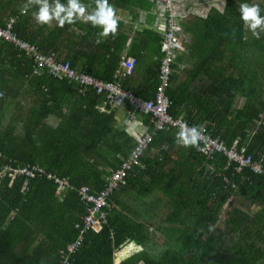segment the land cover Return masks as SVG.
<instances>
[{"label":"trees","instance_id":"16d2710c","mask_svg":"<svg viewBox=\"0 0 264 264\" xmlns=\"http://www.w3.org/2000/svg\"><path fill=\"white\" fill-rule=\"evenodd\" d=\"M16 24L18 21L14 23L18 31ZM7 57L15 60L20 69L3 71L1 66ZM33 64L32 57L0 38V170L7 164L43 167L47 173L66 177L73 188L57 195V184L41 173L10 176L7 171L0 177V264H62L64 251L77 239V224L85 214L78 188L83 184L96 192L104 188L112 171L137 142L126 130L116 127L112 111L89 107L90 102H101L102 96L95 89L79 92L77 83L55 77L47 69L37 74ZM242 81L239 75V84ZM215 89L213 85L208 91ZM242 91L239 88L238 92ZM70 94L82 97L84 105L64 113L63 105ZM249 105L244 113H251L257 129L248 142V152L258 160L256 149H264V118L257 121L264 104L255 101ZM175 107L173 101L170 112L179 117ZM57 112H61L59 116L69 128L47 122L48 116ZM225 116L228 117L224 110L195 114L189 111L185 120L220 134L228 145L238 137L239 145L245 144L250 133L231 129V121H226ZM169 131H158L151 146L158 135H168ZM147 152L143 158L145 168L132 170L119 189L131 182V175L138 174L139 179L150 175L151 180L141 179L138 184L162 192L159 197H163L157 201L162 213L156 218V228L165 231L163 248L156 253L145 249L118 264H264L263 175L247 167L237 172L234 164L225 169L227 157L218 152L212 160L214 170L207 171L206 184L199 187V199L181 190L177 184L180 176L174 190L156 170L167 162L165 151L156 160L147 159ZM224 176L232 178L236 186L226 184ZM117 191L110 196L112 208L107 209V222L100 229H87L68 264H115L116 251L126 244L134 241L147 247L156 240L157 233L150 231L149 221L134 219L125 212L127 206L118 200ZM239 198L248 199L250 206L239 207Z\"/></svg>","mask_w":264,"mask_h":264},{"label":"crops","instance_id":"0c3cea01","mask_svg":"<svg viewBox=\"0 0 264 264\" xmlns=\"http://www.w3.org/2000/svg\"><path fill=\"white\" fill-rule=\"evenodd\" d=\"M66 2L67 0H61V3ZM82 2L87 6L86 12L95 7V0ZM109 3L115 10L117 28L115 33L110 32L106 36L99 35L100 26H94L82 18L75 19L72 24L65 22L63 26L55 19L48 23L38 22L33 15L39 6L36 0H0V25H5L14 18V23L18 21L16 32L19 36L36 43L42 51H54L56 57L69 59L78 71L90 73L102 80L117 81L145 99L153 98L162 58L164 10L156 0H109ZM242 3L256 4L262 12L264 10V0H174L184 48L176 52L169 89L172 103L176 101L175 111L179 113V117L185 120L189 111L195 114L202 110H224L228 115L225 116L226 121H231V129L237 132L247 130L250 133L248 141H244L248 148V142L257 126L253 127L251 113L247 115L244 112L255 101L264 104V30L258 27L256 32L259 35H253V31L239 17ZM26 4L29 5L27 8ZM129 57H135L137 63L131 73L124 74L122 62ZM13 61L7 57L1 69L5 72L20 69L19 64L16 65ZM239 75L244 79L240 84ZM72 82L77 83L75 87L79 92L94 90L90 86ZM213 85H216V89L208 91ZM239 88L243 90L240 93ZM100 95L101 102H90L89 107L96 106L102 112L106 111L107 105L105 96ZM22 102L26 104L25 100ZM82 105V97L70 94L63 105V112L68 113L71 108ZM112 112L116 127L126 130L135 141L150 130L149 114L139 111L127 101ZM60 113L50 114L47 122L54 127L64 125L69 128L59 116ZM263 118L264 110L259 113L257 122L263 121ZM169 130L168 135L157 136L155 145L150 147L146 158L156 160L161 151H165L167 162L158 168H152L159 170L174 190L175 180L180 176L177 184L181 190L198 195L200 199L199 187L206 184V173L213 170L215 164L199 153L198 142L195 145L179 143L177 129ZM223 131L226 132V129ZM217 136L221 137L220 134ZM238 139L233 144H239ZM103 147L107 148L108 145ZM259 148L258 146L256 149V156L263 163L264 149L259 152ZM143 176L142 180H151L149 174ZM141 179L138 174L131 175V182L122 189L118 188L117 197L126 204L125 212L128 215L137 220L149 221V229L152 233L156 231L157 238L154 242H149L147 247L134 241L126 244L125 246L130 245L133 250H137L127 256L121 253L125 246L122 247L115 253V264L145 249L156 253L157 249L163 248L165 231H158L156 228V218L162 213V207L157 205V201L163 195L159 197L162 193L156 195L152 191H144L143 194L136 192ZM174 190L172 192L175 193ZM236 203L244 209L251 204L245 198L236 199ZM218 223H221L220 219Z\"/></svg>","mask_w":264,"mask_h":264},{"label":"built area","instance_id":"2783aa9c","mask_svg":"<svg viewBox=\"0 0 264 264\" xmlns=\"http://www.w3.org/2000/svg\"><path fill=\"white\" fill-rule=\"evenodd\" d=\"M156 2L164 10L165 25L161 36L162 58L157 88L154 97L150 99H145L130 89L124 88L117 81L102 80L90 73L78 71L69 60L57 58L54 51H42L36 43L19 36L14 29V18H11L6 25H0V38L13 43L32 57L35 73L39 74L42 69H47L55 77L76 81L82 85L94 88L97 93L105 96L106 111L109 112L127 101L139 111L148 113L152 124V128L149 131L139 136L129 156L112 171L104 188L97 192L88 184H83L78 188V194L86 207L85 214L81 223L77 224V227L80 228L77 239L70 243L67 250L64 251L62 264H68L71 261V254L76 252L80 246L87 229H100L107 222V209L111 210L112 208L110 196L126 182V177L132 170L145 168L146 164L143 158L151 146L155 134L163 129L175 128L179 131L181 125L194 126L181 117L173 116L170 112L172 101L168 94V89L171 84L174 59L176 52L183 49L184 44L180 36L181 26L174 10V0H156ZM136 63L135 57H129L124 60L122 62L123 73H131ZM133 113L131 112V114ZM198 129L201 133L197 140L200 144L199 151L208 160L212 161L215 155L220 152L227 157L225 169L234 164L237 172H241L244 167H247L254 173L264 176V163L254 159L253 155L248 152L247 145H228L221 137L214 135L206 126L198 127ZM7 171H9L10 176L22 173H27L31 176L39 173L47 174L46 176L53 179L57 184V195H60L63 190L73 188L66 177L59 176L53 172L47 173L43 167H14L7 164L0 170V177L5 175ZM224 181L232 187L236 186L235 181L228 176H224Z\"/></svg>","mask_w":264,"mask_h":264},{"label":"clouds","instance_id":"9594fccd","mask_svg":"<svg viewBox=\"0 0 264 264\" xmlns=\"http://www.w3.org/2000/svg\"><path fill=\"white\" fill-rule=\"evenodd\" d=\"M38 9L33 13L35 19L40 23H48L55 19L60 26L65 22L72 24L75 19L90 21L94 26H100V36H106L110 32L115 33L117 28V17L113 6L109 0H95V7L86 12V5L82 0H67L61 3V0H36ZM29 5L26 4L25 8ZM23 11V9H22ZM241 19L253 31V35L258 36L256 29L259 27L264 30V16L260 15L261 9L256 4L242 3L240 5ZM200 130L197 126L181 125L177 132L179 143L195 145L200 137Z\"/></svg>","mask_w":264,"mask_h":264},{"label":"rangeland","instance_id":"374dc122","mask_svg":"<svg viewBox=\"0 0 264 264\" xmlns=\"http://www.w3.org/2000/svg\"><path fill=\"white\" fill-rule=\"evenodd\" d=\"M141 186V185H139ZM137 187L135 190L136 192H138L139 194H143L144 191H151L150 188L148 189L147 187H144V186H141L143 187L144 189H142L141 187ZM154 192V191H152ZM156 195H159L160 192H154ZM162 193V192H161ZM144 197H146V195H144ZM144 197H141V199H143ZM137 250V249H136ZM136 250H133L132 247L130 245H127L124 247L123 251L121 253H125L127 256L133 254V252H135Z\"/></svg>","mask_w":264,"mask_h":264},{"label":"flooded vegetation","instance_id":"af4514ba","mask_svg":"<svg viewBox=\"0 0 264 264\" xmlns=\"http://www.w3.org/2000/svg\"><path fill=\"white\" fill-rule=\"evenodd\" d=\"M261 12H262V11H261ZM261 12H260V15H261ZM262 13H263V16H264V10H263V12H262Z\"/></svg>","mask_w":264,"mask_h":264},{"label":"water","instance_id":"95a60500","mask_svg":"<svg viewBox=\"0 0 264 264\" xmlns=\"http://www.w3.org/2000/svg\"><path fill=\"white\" fill-rule=\"evenodd\" d=\"M118 11V9H116V12Z\"/></svg>","mask_w":264,"mask_h":264},{"label":"bare ground","instance_id":"6f19581e","mask_svg":"<svg viewBox=\"0 0 264 264\" xmlns=\"http://www.w3.org/2000/svg\"><path fill=\"white\" fill-rule=\"evenodd\" d=\"M101 97V96H100Z\"/></svg>","mask_w":264,"mask_h":264}]
</instances>
